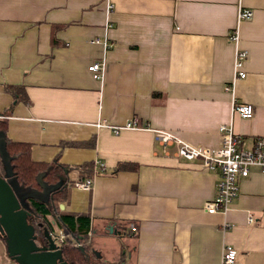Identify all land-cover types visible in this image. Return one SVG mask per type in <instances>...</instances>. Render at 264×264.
<instances>
[{"label":"crops","instance_id":"crops-1","mask_svg":"<svg viewBox=\"0 0 264 264\" xmlns=\"http://www.w3.org/2000/svg\"><path fill=\"white\" fill-rule=\"evenodd\" d=\"M111 2L108 15L106 0H0L3 138L31 144L35 162L59 156L62 166L74 168L64 182L81 183L75 168L94 164L87 178L93 189L74 186L64 209L90 217L88 241L93 246L96 237L93 249L108 264H222L225 246L237 250L236 264H264V173L258 168L241 180L226 215L208 214L203 206L215 196V173L165 156L152 131L117 135L96 126L137 117L151 130L217 148L220 126L232 124L250 148L264 137V0ZM239 6L254 16L239 27V46L249 53L247 77L230 93L225 86L233 83L235 45L228 36ZM95 39L113 46L105 49ZM103 60L104 79L94 80L88 68ZM6 86L22 90L15 97ZM234 101L253 106L254 116L233 113ZM96 162L105 166L103 174ZM121 163L132 169L114 175Z\"/></svg>","mask_w":264,"mask_h":264},{"label":"built area","instance_id":"built-area-1","mask_svg":"<svg viewBox=\"0 0 264 264\" xmlns=\"http://www.w3.org/2000/svg\"><path fill=\"white\" fill-rule=\"evenodd\" d=\"M107 14L110 15L114 10L111 0H106ZM252 10L239 6L237 14V26L229 33L228 39L235 45L234 57V78L233 83L225 86V91L233 93L234 85L237 80L245 79L247 73L244 70L249 53L245 49H241L239 27L245 22L253 18ZM93 44H102L105 49L113 46L108 39L101 41L95 39ZM105 61L94 62L88 68L94 80L102 81L105 76ZM233 113L238 114L244 119H250L254 116L253 106L240 104L234 101ZM3 116H0V120ZM99 129H108L114 134H120L123 131H152L155 141L160 145L165 156H173L178 160L187 162H198L200 167L209 172L215 173L217 182L215 186V196L212 200L204 203L203 210L208 214L226 215L233 206L239 196L240 182L250 176L252 168H258L264 173V137H257L250 148L245 147L244 137L235 134L232 124L222 125L219 128L220 143L217 148H208L201 145H192L185 142L179 136L164 130H151L149 124H140L137 117L132 118L123 125L113 126L106 122L96 125ZM175 148L171 151L170 148ZM99 173H104L105 166L101 162H96ZM94 180L87 179L75 186L83 191H91L93 189ZM254 217L249 215L248 223L253 224ZM230 225H227L228 229ZM137 228L131 225V231L136 232ZM92 231L89 232V237ZM50 238L60 248L68 242V235L61 229L55 228L50 233ZM76 245H80L74 242ZM238 260V252L235 248L225 246L222 252V264H236Z\"/></svg>","mask_w":264,"mask_h":264},{"label":"trees","instance_id":"trees-1","mask_svg":"<svg viewBox=\"0 0 264 264\" xmlns=\"http://www.w3.org/2000/svg\"><path fill=\"white\" fill-rule=\"evenodd\" d=\"M5 90L16 96L18 91L22 89L17 86H6ZM18 99V98H17ZM16 100V98H15ZM6 123L0 121V135L6 133ZM0 136V137H1ZM87 145H95V140ZM32 145L27 143L13 142L5 138L4 151L9 158V167L11 174L17 181L19 186L25 189L37 192L39 194L47 192V202L30 199L31 207L35 212V216L31 218L35 224L36 218L45 219L51 227V231L55 227L63 229L68 235V242L60 249L62 250L63 258L68 264H88L86 252H82L80 248L75 247L74 242L85 243L88 241V234L91 231V219L86 215L69 214L66 210H61L60 205H66L72 188L75 186L66 180L64 176L74 168H67L59 163V156L50 163L35 162L31 157ZM94 164L87 162L75 169L80 172L79 182H84L88 176H91ZM132 169L126 163L119 164L113 171L116 175L121 171ZM3 157L0 151V174L3 175ZM101 174V173H100ZM103 174V173H102ZM53 217L50 221L48 217ZM126 228L127 226L124 225ZM0 236V240H1ZM86 250H90L91 246H85Z\"/></svg>","mask_w":264,"mask_h":264},{"label":"water","instance_id":"water-1","mask_svg":"<svg viewBox=\"0 0 264 264\" xmlns=\"http://www.w3.org/2000/svg\"><path fill=\"white\" fill-rule=\"evenodd\" d=\"M5 139H0V151L3 157V166L5 175L0 174V236L5 245V253L13 258V264H68L62 254L59 246L52 242L50 235H45L46 241L39 236L38 228H43V224H33L31 218L35 216L30 199L47 202L44 196L47 192L41 194L18 186L19 190L15 192L11 189L9 167V158L4 151ZM15 196L18 201V208H13L11 214L19 215L21 224H14L1 212V207L7 200ZM60 208L64 210V205ZM20 210L19 213H16ZM84 252V249H81ZM88 264H97L90 262L88 254ZM120 264H125L124 262Z\"/></svg>","mask_w":264,"mask_h":264},{"label":"flooded vegetation","instance_id":"flooded-vegetation-1","mask_svg":"<svg viewBox=\"0 0 264 264\" xmlns=\"http://www.w3.org/2000/svg\"><path fill=\"white\" fill-rule=\"evenodd\" d=\"M41 223L43 224V228L41 229L38 228L39 232L41 231L39 233V236L41 237L43 241H46L45 235H50V233L52 232L51 227L45 219L40 218V217L36 218L35 225L41 224ZM89 244H91L90 240L86 241L84 244L80 243L79 246L76 244L74 246L77 248H80V250L84 249V252L88 253L90 262L97 263V264H108L105 262V259H103V256L99 252H97L95 249L93 248H91L90 250L85 249V246H88ZM3 258L8 259L7 260L8 262H6L7 264H13V258L9 257L8 255L6 256L5 254H3ZM1 261H2V257L0 256V262Z\"/></svg>","mask_w":264,"mask_h":264},{"label":"rangeland","instance_id":"rangeland-1","mask_svg":"<svg viewBox=\"0 0 264 264\" xmlns=\"http://www.w3.org/2000/svg\"><path fill=\"white\" fill-rule=\"evenodd\" d=\"M1 136V135H0ZM2 137V136H1ZM0 137V139H1ZM4 171V170H3ZM5 171L3 172V175H5ZM11 181V184L10 187L11 189L15 192V189L16 190H19L18 189V183L17 181L14 179V177L12 176V174H10V178H9ZM45 199H48V195H45L44 196ZM16 207L18 208V201L17 199L15 198V196L11 197L9 200H7L5 202V204L1 207V212L9 219V221L13 222L14 224H21V221H20V216L18 215H12L11 212L14 209H16ZM20 210H17L16 213H19ZM56 228V227H55ZM93 240V246L95 247V243H96V237H94L93 239L91 238V241ZM91 246V248H93V246L91 244H89ZM6 255V253H4ZM0 256L2 257V261L0 262V264H6V262H8L7 260L8 259H5L3 258V254ZM7 256V255H6Z\"/></svg>","mask_w":264,"mask_h":264}]
</instances>
